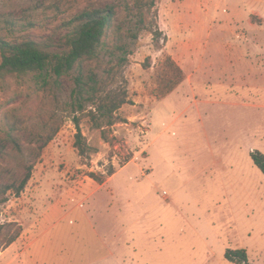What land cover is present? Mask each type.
Listing matches in <instances>:
<instances>
[{
	"label": "rangeland",
	"instance_id": "374dc122",
	"mask_svg": "<svg viewBox=\"0 0 264 264\" xmlns=\"http://www.w3.org/2000/svg\"><path fill=\"white\" fill-rule=\"evenodd\" d=\"M132 1L0 0V35L54 50L82 10L117 12L100 56L82 70L0 81V264L15 261L51 204L82 201L98 187L88 173L111 167L119 174L89 203L100 213L112 190L139 205L148 196L153 237L143 240L140 223L130 241L142 264H237L228 248L264 264V173L251 156L264 153V0H157L146 27ZM170 60L194 78L167 94L178 78ZM123 92L127 102L107 124L97 106ZM32 161L21 194L3 192Z\"/></svg>",
	"mask_w": 264,
	"mask_h": 264
},
{
	"label": "trees",
	"instance_id": "16d2710c",
	"mask_svg": "<svg viewBox=\"0 0 264 264\" xmlns=\"http://www.w3.org/2000/svg\"><path fill=\"white\" fill-rule=\"evenodd\" d=\"M156 3L157 0H133L131 7L129 2L126 3V6L133 12L132 16L136 18L137 25L146 27L147 14L152 11ZM116 14L117 12L112 5L82 10L72 19L64 22L68 32L60 43V46H62L60 50L52 49L51 45L44 41L35 39L12 40L0 35V53L2 57L0 62V81L9 77L21 78L31 72L43 73L47 71L61 76L70 69L77 68L82 70V64L85 61L96 59L100 56L104 47V39L114 25ZM155 32L156 34L160 33L159 31ZM131 36L133 38L138 37L135 32H131ZM123 52L126 53V56L118 57L117 60L119 62L127 60L129 51L123 48ZM169 63L175 68L178 78L168 89L167 94L175 90L186 79L184 69L176 61L170 60ZM91 81V87L94 93H97L100 88V81L94 75L91 77ZM107 98H110L109 102L100 103L97 108L104 116L110 114L111 118L107 121V124H113L112 115L127 102L126 93L123 92L114 97L107 96ZM91 112L94 113L93 111ZM77 126L78 132L75 146L79 149L80 154L84 155L88 147L86 142H84V135L79 122ZM52 138L50 136L48 140H52ZM1 148L2 144L0 143V150ZM40 154L41 151L36 157L40 156ZM251 156L255 165L264 173V153L260 150H253L251 151ZM33 167L34 161L27 165L26 171L21 178L14 183L4 185L3 192L13 191L15 195H20L32 177ZM115 173L116 170L111 167L107 173L90 171L88 175L98 184H104L108 177L113 176ZM15 240L11 238L8 245L15 242ZM225 257L237 264H253L249 261L248 251L245 248H228Z\"/></svg>",
	"mask_w": 264,
	"mask_h": 264
},
{
	"label": "crops",
	"instance_id": "0c3cea01",
	"mask_svg": "<svg viewBox=\"0 0 264 264\" xmlns=\"http://www.w3.org/2000/svg\"><path fill=\"white\" fill-rule=\"evenodd\" d=\"M184 71L186 79L180 86L192 83L194 78ZM107 184H98L82 201L68 208L58 202L51 204L47 212L40 214L33 238L8 264H142L130 241L135 239L134 227L140 223L143 240L153 237L148 227L151 211L145 204L148 196L144 194L139 205L131 194L124 195L121 189L116 195L112 190L105 208L94 213L96 208L89 202Z\"/></svg>",
	"mask_w": 264,
	"mask_h": 264
},
{
	"label": "built area",
	"instance_id": "2783aa9c",
	"mask_svg": "<svg viewBox=\"0 0 264 264\" xmlns=\"http://www.w3.org/2000/svg\"><path fill=\"white\" fill-rule=\"evenodd\" d=\"M165 193L167 194V192L165 191Z\"/></svg>",
	"mask_w": 264,
	"mask_h": 264
}]
</instances>
